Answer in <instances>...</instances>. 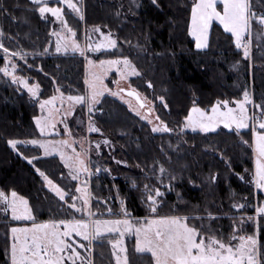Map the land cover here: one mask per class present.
<instances>
[{
  "label": "trees",
  "instance_id": "trees-1",
  "mask_svg": "<svg viewBox=\"0 0 264 264\" xmlns=\"http://www.w3.org/2000/svg\"><path fill=\"white\" fill-rule=\"evenodd\" d=\"M193 2L157 0L154 4L153 0H83L84 20H78L61 3H50V6L63 8L64 18L79 42L83 41L84 29L88 27L98 26L116 36L118 47L102 51L96 60L130 58L141 71L139 77L130 80L131 85L153 103L157 116L171 130L183 126L195 104L207 110L218 101H242L245 91L253 95V103L261 106V113L264 107V36L258 33L262 26L252 21V55L249 57L235 46L234 36L217 23L211 26L207 49L197 50L190 36ZM251 8L257 14L264 13V0H251ZM0 27L4 47L10 53L25 54L27 63L19 61L16 73L40 85V101L55 96L58 90L65 96L83 94L84 58L57 55L53 44L47 51L52 26L40 17L35 3L0 0ZM127 44L135 45L134 54H127ZM5 64V54L0 50V68ZM98 110L95 124L102 136L108 137L116 147L113 154L104 151L100 158L93 159L92 172L101 170V173L91 179V206L94 210L102 209L105 214L98 219L112 218L111 214L106 215L109 208L115 212L112 214L122 217L123 200L130 218L135 220L154 215H186L189 223L200 227L201 231L210 229L218 237L228 239L236 222L253 217V224L247 225L240 236L258 235L264 259V214L255 220L256 202L257 207H261L264 195L256 194L250 184L239 179L240 175L250 174L254 167L250 128L239 135L225 129L207 135L191 132L177 137L170 133L156 135L149 124L112 97H104ZM83 111L79 115L82 119L85 117ZM36 116H40L38 101L32 100L9 77L0 74V190L8 193L15 190L24 196L35 217L28 223H14L0 211V232L4 234L0 235V264H11V227L80 219L69 206L75 197L77 183L70 180L61 161L42 159L40 150L31 147H18L23 154L20 156L9 146L11 139L40 138ZM25 156L36 159L31 165ZM161 165L165 169L163 174L159 171ZM36 168L64 189L67 204L46 188ZM172 176L175 179H171ZM145 185L149 190L158 187L164 192L155 214L145 202ZM127 250L128 264H153L150 256L134 250V240L127 241ZM92 262L114 264L107 237L93 243Z\"/></svg>",
  "mask_w": 264,
  "mask_h": 264
},
{
  "label": "snow or ice",
  "instance_id": "snow-or-ice-1",
  "mask_svg": "<svg viewBox=\"0 0 264 264\" xmlns=\"http://www.w3.org/2000/svg\"><path fill=\"white\" fill-rule=\"evenodd\" d=\"M156 2L157 0H153L154 4ZM220 2L222 3V9L217 7L218 0H194L191 7L190 33L195 37L196 47L199 49L208 46L210 28L213 21H218L226 32L231 33L235 37V46L243 49V55L249 57L252 41L245 39V36L246 34L249 36L252 34L253 20L258 21L262 26V31L258 35L264 36V13L257 14L254 12L251 8V0H220ZM34 3L38 6V11L42 16L45 13H51L52 16L61 22L62 30L71 33V36L66 38L61 33L53 32V35L57 36L55 44L57 53L62 51L67 53L69 48H71L73 52L79 51L81 55H85L86 48H91L95 52L101 48L117 47V40L113 38L111 32L105 34L100 32L98 26H95L94 30L104 36V41L96 44L95 47L88 43L82 48L79 42L74 39L75 32L68 27L67 21L64 19L62 7L50 6L48 0H34ZM56 3L57 5L63 3L72 11L77 12L81 19L83 18V14L80 13L78 5L73 0H56ZM2 34L0 32V35ZM0 48L6 54L10 53V50L5 48L3 43H0ZM12 56H20L27 63L24 53L13 52L8 56L9 63L0 68V71L11 77L13 82L24 84L33 96H38L37 89L39 84L29 86L28 81L24 77L17 76V65L11 60ZM88 63L91 69L89 78L86 81L89 92L87 95H69L67 97L69 107L63 113L65 116L71 113L75 104H87L89 112L94 110V106L99 102L104 92L111 91L103 84V76L107 74L110 68H116V71L119 72L123 79L140 75L139 69L127 56L111 60H100L98 62L89 59ZM9 64H11V69ZM97 68L103 71H98ZM148 86H152L151 81H148ZM123 91L121 89L120 91L112 92V95L120 96ZM128 96L135 97L139 101V107H144L141 94L137 89L130 88ZM60 98L63 101V93H60ZM56 99L57 97L53 96L40 102L41 110L46 105H53ZM121 99H125V97L121 96ZM161 99L163 100V97ZM249 100V93L245 91L244 99L236 101L238 109L226 107L225 110H222L221 104L227 106L228 100L218 101L212 107L210 113L203 108L194 106L191 109V114L185 117L187 123L184 124V128H192L193 130L199 128L204 132H208L214 130L220 124L227 128L235 125L236 130L247 128L249 120L253 122V125L258 124L260 131L255 132L254 145L256 177L258 186L264 188V107H262L258 116L255 113L249 116L245 108V104ZM129 107H132L130 102ZM255 107L261 106L255 105ZM133 110L136 111L137 109L133 108ZM149 111H151V108H149ZM34 119L41 133L55 125L51 107L47 116H36ZM161 125L162 127H154L153 131H171L163 121H161ZM89 130L100 131L99 128L92 124L89 125ZM244 142L247 143V141ZM8 143L13 149L19 151L17 144L29 143V141L21 142L11 139ZM30 143L42 148L45 156L59 151L61 158L65 160L66 165L72 170L73 179H79V172L88 174L87 166L79 155L74 158L71 156L65 157L64 152L57 146L71 147L67 140L51 142L32 139ZM105 143H108V141H105ZM97 147H99V144H97ZM21 155L23 154L21 153ZM24 159L31 163L36 157L25 156ZM36 171L44 177L59 199L67 204L68 201L65 200L66 193L64 189L49 179L39 168H36ZM159 171L161 174L165 172L163 165L160 166ZM171 179H175V177L172 176ZM84 185V188H77L76 190L82 193L83 203L89 204L88 193L85 191L87 181L84 182ZM144 187L145 202L148 203L150 212L155 214L158 211L157 206L161 202L164 192L158 187L151 190L148 189L147 185ZM168 187L171 188V185L169 184ZM73 199H76V197H73ZM121 205H124L123 200H121ZM70 207L77 208V205L72 203ZM236 207H243V205H236ZM9 210L15 220H35L32 208L24 196L19 195L15 190L10 193L0 190V211L8 212ZM77 211H83V209H77ZM108 211L112 212L110 208ZM122 212L123 216L115 219H60L39 224L32 223L31 226L11 227L12 242L9 257L11 264H65V260L71 261V264H77V260H79L80 264H83L84 258L81 257L80 252L76 251L73 244L69 242V237H73V234H75V236L83 237L84 240L91 241L93 238L100 236L101 233L118 234L119 238L112 240V253L115 256V264H128V250L124 242V237L128 233L135 237L134 250L137 253L150 256L153 264H264L257 235L254 233L248 236H238L236 233L241 227L240 225H237L233 229V234L228 239H225L218 237L210 229L201 231L200 227L189 223V217L186 215H154L150 218H145L144 223L137 220L134 224L132 219L129 218L130 214L127 208L122 207ZM258 213L264 214V207H259ZM93 215L89 210L88 216L91 217ZM192 219H195V217L193 216ZM248 219L252 220L254 218L248 217ZM233 241L237 242L233 243ZM90 246L91 244L89 243L88 247ZM79 247L85 248L86 246L81 243ZM88 264H92V262L89 260Z\"/></svg>",
  "mask_w": 264,
  "mask_h": 264
},
{
  "label": "rangeland",
  "instance_id": "rangeland-1",
  "mask_svg": "<svg viewBox=\"0 0 264 264\" xmlns=\"http://www.w3.org/2000/svg\"><path fill=\"white\" fill-rule=\"evenodd\" d=\"M31 1L34 3V0H31ZM48 2H49V5H50V3H56V0H48ZM73 2L78 5L80 13L83 14V9H82L83 0H73ZM61 4L63 6H65V7H67L63 3H61ZM217 7L222 9V3L220 2V0H218ZM68 9L71 11V13L78 20H84V14H83V18L81 19V16L77 12L72 11L70 8H68ZM38 13H39V11H38ZM39 15H40V17L43 20L49 22L51 24V26H52V31H51V34H50V37H49V43L50 44L47 47V51L49 50L51 44H53L54 51H55V44H56V41H57V36L53 35V32L56 31L58 33H61L66 38L70 37L71 33H68L66 30H62L61 22L59 20H57L56 17L52 16L51 13H45L43 16L39 13ZM213 23L219 24L218 21H213ZM220 26H222V25H220ZM190 27H191V22H190ZM99 29H100V32H103L105 34L108 33V32H105L104 30H102V28H100V27H99ZM0 32H2L1 27H0ZM100 32L95 31L94 27H91V28L88 27L87 29H84L83 41L82 42L78 41L76 33H75L74 39L77 42H79V44H80V46L82 48H84L88 43H91L92 46L95 47L96 44H99V43L104 41V36H101ZM229 34H231V33H229ZM209 35H210V32H209ZM112 36H113V38H115L117 40V47H118V43H119L118 39L116 38L115 35L112 34ZM190 36L196 42L195 37H193L191 35V33H190ZM234 39H235V37H234ZM245 39H250V36L246 34ZM2 40H3V34L0 35V43H3ZM208 41H209V38H208ZM127 45L129 47L127 49V54L128 55L129 54L131 55V53L134 54L135 52L132 51V49L135 48V45L134 46H131V44H127ZM196 49L200 50V51H204V50L207 49V47L206 48H199V49L196 47ZM0 50L3 52V54H5L6 64H8L9 63L8 56H9L10 53L6 54L2 48H0ZM102 51H112V50H111V48H101V49H99V50L94 52V51H92L91 48H86L85 55H80V56H82L84 58V60L86 62V66H85V76H84L85 88H84L83 94H79V95H87L88 92H89V87H88V84L86 82L87 79L89 78V74H90V71H91L89 63H88L89 59L92 60V61H97L98 62V60H96V58L98 57V55H100V53ZM76 52H79V51H76ZM70 53H73L71 48H69L67 53H65L63 51L57 53L55 51V54L63 55V56L64 55H69ZM250 55H252L251 47H250ZM11 60L17 65L16 72L19 71V66H18L19 65V61H25L23 59L21 60L20 56H12ZM9 68L11 69V64H9ZM97 70L98 71H103L102 69H99V68H97ZM139 72L141 73V71H139ZM0 74L5 75L2 71H0ZM113 75H115V77H113ZM5 76H7V75H5ZM17 76H20V75H17ZM139 76H129L127 79H123V78H121L119 72L116 71V68H110L107 71V74L103 76V84L107 87V89H111V91H105L104 92L103 96L100 97L99 102L94 106V110L92 112H89L87 104H75L73 110L71 111V113L69 115H66V116L63 113L66 110H68L69 101L67 100V97L69 95H67V96L64 95V99H63V101H61L60 93H62V92L60 90H58V92L55 95V97H57V99L53 102V105H46L45 108L43 110H41L40 102H42L43 100H41V101L39 100V97H40L41 92H42V88L40 87V85H39V88L37 89L38 96H33L32 93L28 91V88L24 86V84L15 83V82L12 81L11 77L7 76V77H9L11 79V81L14 84L19 86L22 90H24L29 95V97L32 100L36 99L38 101L40 112H41L40 116H47L49 108L50 107L52 108L55 125H54V127H50L48 129H53L54 133H51V132H49L48 129H46V131L43 133L45 136L44 137L40 136L39 140H42V138H44V139H54V137L59 136L61 133H60L58 127H61L62 125H66V126L73 125L74 127H77L80 132H83V131L85 132L86 139L89 140V145H88V143L86 144V148H85L86 156L83 157L82 154H80L79 157L81 159H83L85 165L88 166L87 169H88L89 173L88 174L85 173L86 174V179H87V187H86L85 191H86V193H88L87 199L89 200V204H84L83 203L82 193L78 192L77 190L75 191L76 199L72 198V202H71V204L75 203L77 205V208H72V209L76 212L77 216L80 217V218L87 219V220H93V219H98V217H100V216L103 217L105 215L103 213L102 209L94 210V209H92V206H91L92 205V200H93V196L91 194V179L94 176L97 177L98 174L101 173V170H98V172L94 174V172H92L91 168L94 165V160L93 159L95 157H99L100 158V156L104 153V151H108L109 154H113L115 152L116 147H115V145L111 142V140L108 137L102 136L103 134H102L101 131L96 132V131H90L89 130V125L90 124L94 125L97 128V126L95 124V121H94V116L97 113H100L99 112L100 110H98V106L103 101L104 97H107V96L108 97H112V98L120 101L121 103H123L125 106L128 107V109L134 115L138 116L145 123L149 124L151 126L152 130H153L154 127H162L161 120L157 119V117H158L157 114H156L157 111H155L153 103L145 95H142L138 91L141 94V99L143 100V104H144L143 108L139 107V101H137L135 97H129L128 96V90L130 88H134L131 85L130 80L131 79H135V78H137ZM24 78L28 81L29 86H35L36 84H38L36 82H31L29 78H26V77H24ZM121 89H123L124 91L121 92L120 96L112 95V92L120 91ZM72 96H74V95H72ZM121 96L125 97V99H121ZM160 101H163V100L160 99ZM129 102L131 103L132 107H129ZM228 102L229 103H228L227 106H224L223 104H221L222 110H225L226 107H231L233 109H238V105H237L236 101H228ZM194 106H197V105L195 104ZM82 107H84V108L82 109ZM133 108H136L137 110L134 111ZM149 108H151V111H149ZM245 108L247 109V112H248L249 116H252L253 113H255L257 116L260 114L259 107H255V103H253V95L252 94H250V100L245 104ZM211 109L212 108L207 109L206 111L210 113ZM81 111L84 112V115H85L84 119H82V117L80 118V116H79V115H81L80 114ZM190 114H191V111H190L189 115ZM71 120L74 121V122H72ZM185 123H187L186 120L184 121V124ZM184 124H183V126L180 129H178L176 131H174V130H171V131H153V133L156 134V135L170 133V134H173L174 136L177 137L180 134H183L185 132L201 133V134L207 135V134L215 133V132H218L220 130H224L225 129L226 131H230V132L234 131V132H236V134L239 135L240 132L246 131L247 129L250 128L251 129V134H252V150H253V159H254V165L253 166L254 167H253V171L250 174L240 175L239 179L245 184H250L254 188V191H255L256 194L257 193H262L264 195V188L258 186L257 177H256V154H255L254 145H255V132L256 131H260V129L258 127V124L257 125H253V122L251 120H249L248 121L249 126L247 128L240 129V130H236L235 125H233L231 128H227L223 124H220L214 130H210L208 132H204V131L200 130L199 128H197L195 130H193L192 128H184ZM37 128L39 129L38 126H37ZM97 135H98V137H97ZM31 140H23V141H29V143H18L17 144V148L18 147H31V145H32L30 143ZM88 140H87V142H88ZM23 141H21V142H23ZM105 141H108V143H105ZM68 142L70 143V140ZM97 144H99V147H97ZM9 146H10L11 149H13L10 144H9ZM57 146L60 147L59 145H57ZM68 149L69 148H65V147L61 148V150L65 154V157H68V156L72 157L75 154V152L74 151L69 152ZM13 150L15 152L19 153L20 156H23V155H21V151L20 150L19 151L15 150V149H13ZM40 152H41V150H40ZM55 153H59L60 154V152L58 151V152H54V153H52L50 155H54ZM39 157L42 158V152H41V156H39ZM34 161H35V159H33L31 161V164H33ZM115 162L120 164V165H126L122 161L116 160ZM78 175L79 176H83V174H78ZM68 176H69V174H68ZM69 178H70V180L73 181V179L70 176H69ZM43 180H44V182L46 184V188L48 190H50L51 192H53L51 187H49L47 181H45L44 177H43ZM84 182L85 181H83L81 184L77 183V186H81V188H84L85 187ZM66 197H67V194L65 196V199H66ZM257 206L258 205H257V202H256V205H255V208H256L255 220L256 221L258 220V217L261 215V214L258 213V208L259 207H257ZM122 207H124V206H122ZM261 207H264V204ZM81 208L83 209V211H77V209H81ZM89 210L94 214L91 217L88 216ZM2 212L4 213V215H8L12 222H14V223H23L22 222L23 220H15V219H13L12 216H11L10 210L8 212H4V211H2ZM120 212H122V208H120ZM112 213H115V212H111L110 213L107 210V214L106 215H110L111 214L112 218H100V219H115V218H119L118 216H116V214L114 216V214H112ZM116 213H119V212L116 211ZM129 218H130V216H129ZM130 219H132V222L134 224L137 221V220H135L133 218H130ZM140 222L144 223L145 220H140ZM253 222H254L253 219L252 220H250L248 218L240 219L238 222H236V226L237 225L241 226L237 230L236 234L238 236H240L241 231L244 230L247 225L253 224ZM15 227H23V226H15ZM61 227H63V226H61ZM256 231H258L257 227H256ZM0 235L4 236V234L2 232H0ZM106 237H107L108 243H109L111 251H112V240L119 238L118 234H116V233H101L100 236L93 238L91 241L84 240L83 237L75 236V234H73V237H69V242L73 244V246L76 248V251L81 253V257L84 258L83 264H88L89 260L92 262L93 243H97V242H99L100 238H106ZM9 238H10V242H12L11 229L9 231ZM257 239H258V235H257ZM128 240H134V243H135V237L131 233L126 234L125 237H124V242H125L126 247H127V241ZM236 242L237 241H233V243H236ZM81 243L84 244L86 247L85 248H80L79 244H81ZM89 243L91 244L90 247H88ZM113 258H114V264H115V256L114 255H113ZM65 264H71V261L65 260ZM77 264H80L79 260H77ZM92 264H93V262H92Z\"/></svg>",
  "mask_w": 264,
  "mask_h": 264
},
{
  "label": "crops",
  "instance_id": "crops-1",
  "mask_svg": "<svg viewBox=\"0 0 264 264\" xmlns=\"http://www.w3.org/2000/svg\"><path fill=\"white\" fill-rule=\"evenodd\" d=\"M113 49H115V48H111V50H113ZM69 55H81V54H80V52H73V53H70ZM40 115H41V112H40ZM35 124H36V122H35ZM58 128H59V131L61 133L59 136L54 137V139H44V138H42V140L43 141H51V142H59V141H62V140L69 141L70 140V143L69 144H71V147L59 145L60 148H64L65 147V148H69L68 149L69 152L74 151L75 154L72 156L73 158L76 157L77 155L80 156V154H82L83 157L86 156V154H85L86 153L85 148H86V144L87 143L89 145V140L86 139L85 132L84 131L83 132H80L79 129L77 127H74L73 125H70V126L62 125L61 127H58ZM37 130H38V133H39V135L41 137H44L45 136L43 133L40 132V129L37 128ZM48 130H49V132L54 133V130L53 129H48ZM87 140H88V142H87ZM31 148H38V149H40L41 152H42V158H44V159H46V158H58L61 161V163L63 164V166L66 169V171L69 174V176L72 178V170L66 165L65 160L61 158V155L59 153H55L54 155L45 156L43 154L44 150L42 148H40L39 146H37V145H33L32 146L31 145ZM27 162L29 163L28 160H27ZM29 164H31V163H29ZM88 173H89V171H88ZM78 174H83V176H79V179H73L72 178L74 182H76L78 184L79 183L81 184L83 181H87L85 172H79ZM41 178L43 180V177L42 176H41ZM45 186H46V184H45ZM77 188H81V186H77ZM51 193L54 194L55 196H57L54 192H51ZM24 221L26 223L31 222V220H27V219L26 220H23L22 222H24ZM29 226H31V225H29Z\"/></svg>",
  "mask_w": 264,
  "mask_h": 264
}]
</instances>
